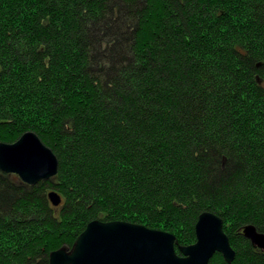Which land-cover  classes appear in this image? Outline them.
Wrapping results in <instances>:
<instances>
[{
	"label": "trees",
	"instance_id": "1",
	"mask_svg": "<svg viewBox=\"0 0 264 264\" xmlns=\"http://www.w3.org/2000/svg\"><path fill=\"white\" fill-rule=\"evenodd\" d=\"M28 131L58 173L0 171V264H49L93 220L180 255L207 211L231 264H264L243 235H264V0H0V143Z\"/></svg>",
	"mask_w": 264,
	"mask_h": 264
},
{
	"label": "water",
	"instance_id": "2",
	"mask_svg": "<svg viewBox=\"0 0 264 264\" xmlns=\"http://www.w3.org/2000/svg\"><path fill=\"white\" fill-rule=\"evenodd\" d=\"M57 169L58 159L52 150L31 131L14 143H0V171L16 175L30 187L52 179ZM47 198L53 207L62 204L55 191ZM197 219L196 243L179 248L180 255L175 253V237L169 232L123 221L93 220L72 249L52 252L49 264H209L214 254L231 264L234 251L221 229V218L207 211ZM243 235L263 250L264 235L256 234L252 228L244 229Z\"/></svg>",
	"mask_w": 264,
	"mask_h": 264
},
{
	"label": "bare ground",
	"instance_id": "3",
	"mask_svg": "<svg viewBox=\"0 0 264 264\" xmlns=\"http://www.w3.org/2000/svg\"><path fill=\"white\" fill-rule=\"evenodd\" d=\"M224 224V223H223Z\"/></svg>",
	"mask_w": 264,
	"mask_h": 264
}]
</instances>
